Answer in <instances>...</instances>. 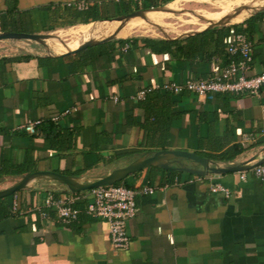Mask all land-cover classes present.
I'll return each instance as SVG.
<instances>
[{"label":"crops","instance_id":"0c3cea01","mask_svg":"<svg viewBox=\"0 0 264 264\" xmlns=\"http://www.w3.org/2000/svg\"><path fill=\"white\" fill-rule=\"evenodd\" d=\"M82 2L87 9L77 7ZM127 9L143 8L132 0H0V31H7L1 20L10 11L30 16L31 32L58 35L127 14ZM234 25L252 43V74L262 73L264 10L243 22L214 27L221 30L207 37L188 39L202 32L128 35L67 55L54 50V41L48 42L50 50L17 39L0 41V191L39 171L89 181L149 151H211L196 154L217 159L229 155L203 148L200 138L208 132L227 141L224 148H243L232 160L213 159L221 166L263 156L264 90L223 97L184 89L178 101L168 102L155 91L147 100L134 98L157 84L212 76L229 62L226 48L236 34ZM147 38L180 41L152 47ZM203 40H208L205 45ZM205 108H217L218 121L209 130L200 121ZM156 115L166 126V139L164 132L152 131ZM28 121H40L34 133L25 129ZM164 140L166 148H160ZM161 169L148 166L122 180L139 188L151 174L150 185L158 187L138 197L137 213L126 225L130 245L124 250L111 249L107 222L86 212L85 199L76 200L80 213L69 225L45 205L49 195L61 199L85 190L73 192L57 181L33 178L0 197L7 198L10 211L0 218V264H264V181L249 169L243 170L248 171L245 180L241 171L200 176ZM213 183L231 189V196L211 191Z\"/></svg>","mask_w":264,"mask_h":264},{"label":"built area","instance_id":"2783aa9c","mask_svg":"<svg viewBox=\"0 0 264 264\" xmlns=\"http://www.w3.org/2000/svg\"><path fill=\"white\" fill-rule=\"evenodd\" d=\"M122 1V0H116ZM142 6L145 0H132ZM81 10L88 8L87 2L77 5ZM227 53L233 58L219 70L214 71L208 78H188L183 83L167 82L157 84L138 91L134 98L145 99L148 92L155 89H164L173 93H180L184 89L193 91L199 96L211 93H250L260 95L264 90V71L260 74H252L251 63L253 60V46L244 33L234 34L228 42ZM40 121H28L25 129L34 133ZM251 173L261 181H264V162L249 169ZM248 171H241L240 178L245 180ZM158 187L145 184L139 188H128L124 185L108 184L85 190L78 195H66L56 199L49 195L45 205L54 208L59 220L69 225L78 219L80 210L74 204L78 198L88 201L86 212L94 217L104 219L109 227L111 249L113 251L127 249L130 245V237L126 232L127 221L137 213V201L140 195L154 193ZM211 191L221 193L226 197L232 194L231 189L221 183H213ZM45 216V214H44Z\"/></svg>","mask_w":264,"mask_h":264},{"label":"water","instance_id":"95a60500","mask_svg":"<svg viewBox=\"0 0 264 264\" xmlns=\"http://www.w3.org/2000/svg\"><path fill=\"white\" fill-rule=\"evenodd\" d=\"M172 2V1H171ZM170 3V2H169ZM169 3H165L163 5L138 9L132 11L127 14L118 15L114 18H110L105 21L109 22H120L119 27L113 32L99 37H90L82 42L78 47L72 48L69 43L65 42L62 37L59 35L48 32V33H39V32H16V31H0V41L5 39H17V40H29L32 42H36L46 49L50 50V46L48 42H52L51 40H58L66 49L62 51V55H67L70 53H75L80 50H83L87 47L94 46L97 44H101L106 41L113 40L115 38H119L120 31L124 28L126 23L136 17H145L146 13L149 11H158V12H171V14H183L190 16L198 21H203L204 26L200 27L197 30L191 32H183L179 33V37L191 36L205 30L223 26L230 25L239 22H243L245 19L251 17L255 13L264 10V5L260 7H253L250 4H243L239 7H236L230 14L220 18L217 21H213L211 19L206 18L199 10L194 9H186L183 8L177 11H171L168 9ZM251 12L247 14L241 21L233 22L232 19L239 15L242 11ZM152 26L158 28L163 33L168 35V29H164L160 23L154 22ZM264 162V155L254 156L248 161H244L241 163H233L225 166L219 165L216 161L208 157H202L194 152L186 151V150H178V149H164V150H156L149 151L143 155H140L130 161L128 164L118 167L111 172L95 177L89 181H83V179L71 175H65L56 172H35L29 173L24 176V178L18 182L16 185L11 187L8 190L0 191V197L10 195L17 190H20L26 186L29 180L33 178L40 179H51L57 181L58 183L65 184L70 191L79 192L83 190H88L90 188L98 187L101 185L115 184L119 181H122L124 178L129 176L130 174H134L137 171L148 167V166H157L163 169H173L177 171H183L190 174L206 176L209 174H224L230 172H238L243 170H248L257 164H261Z\"/></svg>","mask_w":264,"mask_h":264},{"label":"trees","instance_id":"16d2710c","mask_svg":"<svg viewBox=\"0 0 264 264\" xmlns=\"http://www.w3.org/2000/svg\"><path fill=\"white\" fill-rule=\"evenodd\" d=\"M167 1H172V0H167ZM161 3L160 2H157V1H154V0H145L143 5H142V8H149L151 6H159ZM131 10H125V13H129ZM8 17H2V20H1V25H2V29L3 30H9V31H16V32H31L32 29H31V25L34 23V21L30 18V16H28L27 14H21V13H13V12H8ZM97 18V17H95ZM86 20V19H85ZM232 27H235L236 28V31L235 33H243L241 32V30L239 29L238 26L234 25ZM224 29H227L229 30L230 27H224L222 29V31H224ZM221 29L219 28H211L209 30H206L196 36H192L191 38H188V39H193L195 37H207V36H210L212 35L213 33H218ZM226 36L230 35V32H227L225 33ZM179 40H155V39H150V38H147L146 39V42L148 44H150L152 47H155L156 45L158 44H161V45H166V47H168L169 45L173 44V43H176V42H179ZM208 41V40H207ZM207 41H202L203 44L205 45L207 43ZM98 47H102V45L98 46ZM91 49V48H90ZM105 52H102L100 54H104ZM226 54L227 56L229 55L226 51ZM230 56V55H229ZM231 57V58H230ZM229 57V61L233 58L232 56ZM229 63V62H228ZM159 92V93H163L165 98L167 99V102L168 101H178L181 96H183L184 93H173V92H169L167 90H164V89H155L153 91H150L147 93L145 99L144 100H147L148 99V96L151 95V93L153 92ZM223 95V97L225 96H228L230 95V93H223L221 94ZM231 95H235V93H231ZM165 111L161 109V111H159V113L162 114H165L164 113ZM169 118L170 117H173V115L170 113L168 114ZM154 120H155V123L153 124V130L152 131H155V130H159V131H162L164 132V137L165 135H167V129H166V126H161V118L158 119L157 115L155 117H153ZM171 119V118H170ZM201 125L204 126V128H206L207 130H209L210 128V125L211 124H214L215 122L218 121V114H217V108L216 109H213V111H211V109H207L205 108V110L203 111V113L201 114ZM160 123V124H159ZM169 123V122H168ZM206 125V127H205ZM166 139V137L164 138ZM200 139H202V146L203 148L207 147L209 148L210 150H212V152H215V153H230L229 155H221L219 158L220 159H217V158H214V157H210L211 159H214V160H232L235 158V156L237 154H240L242 153L243 151V148L240 147L239 145L237 144H234V145H231L229 147H226V144H227V141H222L221 139L222 138H219V137H214L212 138L210 136V133L208 132V134L204 135L203 137H201ZM200 141V140H199ZM166 144H167V141H161V143H159V147L160 148H166ZM196 153H211L210 152H201V151H196ZM154 168V167H153ZM164 173H171V174H177L179 173V171H175V170H163L161 169ZM153 177L148 175L147 178H146V182L150 185L151 182L153 181L152 179ZM117 185H124L128 188H134L133 186H131L129 183L127 182H124V181H119L117 183H115ZM6 199L7 198H2L0 199V218H3V217H6L10 214V211H9V207H8V204L6 203Z\"/></svg>","mask_w":264,"mask_h":264},{"label":"bare ground","instance_id":"6f19581e","mask_svg":"<svg viewBox=\"0 0 264 264\" xmlns=\"http://www.w3.org/2000/svg\"><path fill=\"white\" fill-rule=\"evenodd\" d=\"M197 1H203V2L206 1L207 3L211 4L213 9H216V11L214 12L203 13V15L206 16V18L211 19L213 21H217L220 18L230 14L236 7H239L243 4L246 5L250 4L253 5V7H260L264 5V0H197ZM168 9H170L171 11L181 10V7H179V1L175 0L173 2H170L168 5ZM250 12L251 9L249 11H242L239 15L234 17L232 21L239 22ZM169 15H171V12L149 11L146 13L145 17H136L128 21L124 26V28L120 31L119 36L121 37L128 36L139 29L149 28L152 26V24H154V22L161 23L162 19ZM193 22L195 23V20ZM119 25L120 22H109V21L99 22L96 24L80 25L68 29L65 33L60 32V34L58 33V35L60 37H64L66 35L71 37L73 36L77 37L78 35L79 36L82 35L85 38L99 37L109 33H113L119 27ZM164 27L166 29L169 28L167 26ZM51 41L52 42L54 41L53 43L54 50L61 52L66 49L56 39H53ZM69 45L72 48H76L80 45V42L77 39L74 42L69 43Z\"/></svg>","mask_w":264,"mask_h":264},{"label":"rangeland","instance_id":"374dc122","mask_svg":"<svg viewBox=\"0 0 264 264\" xmlns=\"http://www.w3.org/2000/svg\"><path fill=\"white\" fill-rule=\"evenodd\" d=\"M177 1H179V7H181V9L186 8V9L200 10L199 12L202 14L204 12L210 13V12L216 11V9H213L211 4L207 3L206 1H204V2L203 1H197V0H177ZM184 1H192V2H187L185 4ZM194 20H195V23L193 22ZM233 22H236V21H233ZM160 24L162 26L169 27L168 28V30H169L168 35L172 36V35H177V34L183 33V32H191V31L197 30L200 27L204 26L205 23L203 21H198V20H196L190 16H187V15L171 14V15L163 18ZM164 29H166V28L164 27ZM67 30H61L58 33L59 34H60V32L65 33ZM136 34H143V35H149V36H164V35L166 36L165 33H163L161 30H159L158 28H156L154 26H151L149 28L139 29L130 35H136ZM65 37L68 41L71 40L72 42H74L75 40L80 38L79 35L77 37H74V36L71 37V36L66 35V36H64V38ZM18 41H22L19 43H32V45H40L36 42H32V41L30 42L29 40H15V42H18Z\"/></svg>","mask_w":264,"mask_h":264}]
</instances>
